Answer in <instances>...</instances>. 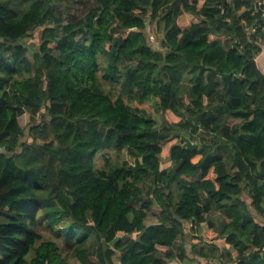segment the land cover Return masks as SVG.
<instances>
[{
	"label": "trees",
	"instance_id": "trees-1",
	"mask_svg": "<svg viewBox=\"0 0 264 264\" xmlns=\"http://www.w3.org/2000/svg\"><path fill=\"white\" fill-rule=\"evenodd\" d=\"M263 52L256 0H0V264H264Z\"/></svg>",
	"mask_w": 264,
	"mask_h": 264
},
{
	"label": "rangeland",
	"instance_id": "rangeland-1",
	"mask_svg": "<svg viewBox=\"0 0 264 264\" xmlns=\"http://www.w3.org/2000/svg\"><path fill=\"white\" fill-rule=\"evenodd\" d=\"M9 2L11 5L15 4L16 6L20 5V0H5ZM40 34H41V29H37L32 37H29L22 41V44H24L29 50H30V56H32V53L36 52L37 46L39 45L40 42ZM147 34H148V41L152 48L154 49H159L160 48V42L164 37V31L163 28L160 27L157 22H151L150 19L147 20ZM261 54L257 59L262 58ZM262 65V64H261ZM264 68V65H262ZM102 86L105 88V91L109 93L110 91L114 96L118 93V88L114 87L111 90V87L105 83L102 82ZM157 121L160 123L161 120L159 117L155 116ZM21 124L25 129V137L23 141L27 139L28 136V130H29V125H28V115H25L24 117L21 118ZM181 134H186L184 132H180ZM187 135V134H186ZM197 142L200 141V138L196 140ZM196 142V143H197ZM123 159L129 160V157L125 154ZM107 161L110 164H113L116 162V156L113 152H108L105 155L101 156V154L97 158V166L98 168H102L104 166H107ZM165 161V160H163ZM166 163V162H165ZM159 213V209L155 208L151 214H149L148 220H147V225H150L156 221V214ZM207 220H211L212 222H215L216 227H218L219 223H222L224 221V218L221 216L220 213L218 212H213L209 216H207ZM208 229V223H204L201 225V228H198L194 231L190 230L189 228H186V235L183 241H179L178 245H183L187 251L189 261L187 264H232L231 260L227 256L228 253L232 252L233 249L230 245H228L225 241V238H216V239H210L206 235V231ZM37 230L42 233L46 239H52L54 238L52 232L50 229L46 228L44 225L40 224L37 227ZM128 236L125 234H119L117 239L118 240H126ZM210 244L212 245H217L219 247V252L216 253V255H220L222 253L221 257L216 258V259H204L201 258L198 254L197 251L199 250L200 247H208ZM66 257L69 258L70 262H73V257H72V251H66L64 253ZM116 264H119L117 259H116Z\"/></svg>",
	"mask_w": 264,
	"mask_h": 264
},
{
	"label": "water",
	"instance_id": "water-1",
	"mask_svg": "<svg viewBox=\"0 0 264 264\" xmlns=\"http://www.w3.org/2000/svg\"><path fill=\"white\" fill-rule=\"evenodd\" d=\"M180 135H181V141L183 142V144H182L183 148L189 149L191 151H194V150L198 149V147H199L198 143L192 142L190 140V138L188 137V135L181 134V133H180Z\"/></svg>",
	"mask_w": 264,
	"mask_h": 264
},
{
	"label": "crops",
	"instance_id": "crops-1",
	"mask_svg": "<svg viewBox=\"0 0 264 264\" xmlns=\"http://www.w3.org/2000/svg\"><path fill=\"white\" fill-rule=\"evenodd\" d=\"M257 63H258V66L262 69V71L264 72V68L262 65H264V52H263V55H262V58L260 59H257ZM262 64V65H261Z\"/></svg>",
	"mask_w": 264,
	"mask_h": 264
},
{
	"label": "built area",
	"instance_id": "built-area-1",
	"mask_svg": "<svg viewBox=\"0 0 264 264\" xmlns=\"http://www.w3.org/2000/svg\"><path fill=\"white\" fill-rule=\"evenodd\" d=\"M257 6L264 12V0H256Z\"/></svg>",
	"mask_w": 264,
	"mask_h": 264
}]
</instances>
